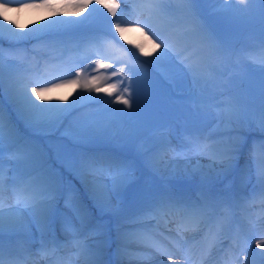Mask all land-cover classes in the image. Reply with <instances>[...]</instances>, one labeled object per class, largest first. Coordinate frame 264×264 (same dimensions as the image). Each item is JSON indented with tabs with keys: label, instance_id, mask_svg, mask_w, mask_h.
<instances>
[{
	"label": "rangeland",
	"instance_id": "obj_1",
	"mask_svg": "<svg viewBox=\"0 0 264 264\" xmlns=\"http://www.w3.org/2000/svg\"><path fill=\"white\" fill-rule=\"evenodd\" d=\"M179 1L185 4V0H167L173 15L162 17L147 10H141L143 1L139 3L134 1V5L129 6L126 4V0H115L118 5L117 18L115 19L121 22L122 27L126 28L121 36L115 32L114 18L104 7V3H96L95 0L79 15L75 14V9H63L58 4L55 12L33 8H20L17 11L20 3H30L31 0H9V11L6 15L8 20L15 21V24L18 25V27H14V31L29 33L42 25L62 20L85 21L84 24L87 25L88 21L97 19L101 28L96 30L102 29L105 31L103 33L109 34V37H105L97 32L94 36L86 37L83 42L81 41L82 37H79L78 39L82 43L80 47L82 54L78 56L76 51L72 50L69 55H62L63 63L57 66H55L57 62L52 60V57L58 58L61 52H51V56H53L48 61L50 65L46 69H42L41 76L31 71L34 67L33 64L25 65L27 61L25 58L26 49H36L43 54L49 51L46 44L51 46L60 43L61 40H65L73 46L71 40H73L75 30L59 34L46 32L39 39L30 36L27 39H17L12 42L5 34L2 43L5 89L0 94L3 96V109L5 111L6 108H9L13 117L17 119L16 121L21 125L24 124L27 131H32L35 134L33 136L35 142L25 151L42 155L51 168L60 175L63 182V190L54 205L51 219L45 221L35 217L27 212L22 203H18L17 192L11 186L13 175H18L22 171V168L12 158L11 154L14 151L8 150L3 153L4 183L3 190L0 192V207L3 209L17 207L26 213L24 221L14 219L3 228V233L6 235L3 238L17 246L19 251L23 252L24 257L37 255L39 262V248H37L40 243L39 238L47 241L53 237L52 230L47 229L50 222L56 221L59 229L62 230L61 222L65 217L75 219L72 209L66 206V196L69 192L75 194L80 207L87 213L88 229H84L85 237H88L89 229H99L94 238H88L90 251L92 253L95 250L96 254L101 252L106 245L112 235L111 230H118V228L125 230L124 225L130 220V217L126 215L122 219L118 217L117 212L120 207L123 206V209L128 213L140 211L143 207L142 203L146 204L148 200V205H150L149 198L150 200L155 199L159 192L157 187L161 184L171 186L173 180L186 181L189 178L205 183L209 181L214 185V192L221 190L224 193L220 195L231 201L235 196L230 185L236 175L238 187L244 193H249L246 195H250V191L264 193V186L262 188L259 186L257 176V169L262 157L258 151H253L254 142L261 138V133L256 126V119L261 102V85L264 83V74L257 75L252 72L253 69L259 68L256 60L264 59V56L260 55L264 54V12L260 11L264 6L252 5L254 11L248 15H241L216 11L223 5H194L192 7L198 10L196 22L202 26V28H194L191 12L188 11L189 6L180 9ZM104 2H108V0H104ZM224 3L232 7H245L248 0H245L244 4H241L240 0H224ZM133 8L137 9L135 13L132 11ZM187 13L190 14L185 16ZM169 17L174 21L180 19L179 23L175 25V29L170 26L163 27L162 22L166 23ZM137 20L142 23L137 25L135 23ZM145 24L148 26L145 27ZM0 25L5 29L13 27L2 18H0ZM149 28L158 34H163L173 49L172 57L161 59L155 65L150 62L156 61L164 49L155 47V44L160 41L152 35ZM46 39L50 41L47 43ZM110 41H113L114 45L108 48ZM258 41L262 43L255 44ZM119 43L122 47L119 46ZM141 48L143 51L140 50ZM243 51L244 55H242ZM128 55L143 64L141 70L131 73H134V76L142 74V78L139 79L140 83L147 85V88L141 86L139 112L132 117L123 118V123L118 124L111 133L89 137L84 141L90 145L89 142L95 144V140H98V144L106 145V148L97 150L101 153L96 156L127 161L131 165L127 175L123 177L115 191L111 190V177H104V182L109 184V189L114 194L116 193L118 200L116 208L107 210L102 203L97 202L94 196H89V192L92 191L91 184L79 174L73 165V159L79 153L87 150L72 144V142L77 143L80 121L86 115L97 113L108 107L129 111L122 103L112 102L115 100V95L119 93L109 95L105 91L96 92L93 90L89 92L84 86V82L91 77H99L97 83L101 88L124 80L126 77L117 70L126 67ZM102 57L105 58L106 64L114 65V67L98 68L94 61ZM80 58H82L81 61ZM260 70L264 72V66ZM113 72H117V74L113 75ZM9 73L13 76L21 75L35 79L41 87H50L51 84L58 85L51 87L50 91L41 93L44 103L59 104L64 107L61 101L56 103L54 96L62 93L61 89L66 90L70 87L78 88L81 94L91 93V97L96 99L87 100L83 105L77 106L79 109L72 115L68 114L69 116L58 121L29 117L18 112L9 99L7 88ZM77 73H79L78 77ZM76 79H79L81 83H63V81ZM119 87L122 90L124 85L120 84ZM228 98H231L239 106L241 112L246 114L247 119L238 126L236 132L232 133L234 140L243 141V143L234 165L226 170L219 159L210 158L203 147L207 142L202 138L215 128L218 106ZM50 99L53 102H48ZM105 102L112 103L106 104ZM37 103H41V101L37 100ZM6 114L4 113V115ZM6 123L8 120H5L4 129L5 144H8L11 141L8 138L9 127H6ZM197 137H201V139L198 141ZM222 138L225 137L219 135L215 137L217 140ZM43 142L49 143V145L42 146ZM16 146H20V143ZM133 146L136 147L134 154L139 152V147L140 149L144 148L142 154L137 156L142 161L141 164L117 154L114 150L119 149L121 152L127 153L132 151L130 148ZM161 149L163 150L161 151ZM10 151L11 153H9ZM158 151L159 155H156ZM89 152L92 154L91 149ZM192 158H197L202 164L190 170L182 169L168 175L162 169V164L166 160ZM206 163L211 167L205 166ZM213 165L215 167H212ZM126 190H133L134 194L131 195L133 199L130 197L125 202H121ZM191 191L193 192L192 188L187 190L189 194ZM249 201H251L250 198L247 200L243 198L239 206L247 205L251 208ZM27 223L29 226L26 228L23 224ZM65 241L68 247H73L72 250L76 249L70 234L66 233ZM64 252L69 253V251ZM5 254L7 257L6 249Z\"/></svg>",
	"mask_w": 264,
	"mask_h": 264
},
{
	"label": "snow or ice",
	"instance_id": "obj_2",
	"mask_svg": "<svg viewBox=\"0 0 264 264\" xmlns=\"http://www.w3.org/2000/svg\"><path fill=\"white\" fill-rule=\"evenodd\" d=\"M93 0H31L30 3H20L19 8H33V9H48L55 12L56 5L63 9H75L76 15H79L84 9H86ZM96 3H104V7L114 18L113 25L115 32L121 36L126 31L125 27H122L121 22L116 20L118 5L115 0H95ZM127 2V0H126ZM245 0H240L241 4H244ZM9 0H0V18L6 21L13 27H7L6 29L0 25V94L5 89V76L3 65V50L2 43L5 39V34L10 42L14 40H24L30 36L39 39L44 33H64L71 31L78 26L85 23V21H54L48 25H42L39 28L31 30L29 33H21L14 31V27H18L15 21L8 20L6 13L9 11ZM185 4L188 5V11L191 12L192 24L194 28H202L197 24L196 18L198 16V10L193 8L194 5L199 4H212L223 5L217 8L216 11L229 14L239 13L241 15H248L254 11L252 5L259 4L264 6V0H248L245 7H232L225 4L224 0H185ZM141 10H147L153 14L165 17L172 16L173 12L169 6L167 0H146ZM133 13L137 11L136 8L132 9ZM264 12V7L260 9ZM137 25L142 21L137 20ZM148 25L145 24V27ZM152 35L159 40V43L155 44L157 49L163 48L164 50L157 57L156 61H152V64H158L161 59L170 58L173 54V49L163 36L153 31ZM143 51V48L140 49ZM147 55V54H146ZM105 58H97L94 63L100 69H107L114 67V65L106 64ZM125 69L117 70L123 75ZM117 72H113L116 75ZM77 77L79 73L76 74ZM99 77H91L84 82V86L87 87L89 92L95 90L96 92L105 91L109 95L113 93H119L115 95V100L112 102H119L125 105L129 111L125 112L120 108H105L94 114L86 115L80 121V133L77 143L86 141L89 137L103 136L111 133L120 123H123V118L132 117L135 113H138L141 107V83L138 77L129 76L127 83L124 80L118 83L109 84L105 88H101L97 81ZM63 83H76L80 84L79 79L72 81H63ZM123 84L122 90L119 85ZM35 85V86H33ZM58 85L51 84L50 87H41L39 82L35 79H29L25 76L16 75L13 76L9 73L7 81L8 95L11 102L15 105L18 112L25 114L29 117H35L42 120H61L71 113L77 106L75 104L68 107H62L59 104L44 103V97L42 92L50 91L51 87ZM35 97V99H34ZM87 99H96L94 97H87ZM37 100L41 103H37ZM112 102H105L106 104ZM219 110L216 117V126L212 132L208 133L202 139L207 143L204 144V149L209 154L210 158L219 159L225 166V169H230L235 160L238 157V153L241 149L242 143L233 139L232 133L236 132L238 126L243 124L247 119L246 114L241 112L239 106L231 99H225L218 106ZM256 126L261 133V138L254 142L253 151L261 154L260 165L257 169L258 180L264 185V83L261 85V102L259 105ZM9 133L8 138L11 141L13 137L11 120H8ZM5 115L3 109V100L0 99V192L3 190L4 172H3V153L5 151ZM219 135L225 137L222 139H215ZM198 141L201 137L196 138ZM11 143L9 147H11ZM163 149H161L162 151ZM12 158L16 161L17 165L22 168V171L11 178V186L14 191L17 192V201L22 203L27 212L42 220L48 221L53 215L54 205L57 198L61 195L63 190V182L60 175L51 168L46 159L34 152L20 151L13 152ZM159 155V151L156 153ZM73 165L77 168L79 174L91 184V189L94 197L98 203H106L108 199L109 186L104 182V177H111V190L115 191L121 184L123 177L127 175L131 168V165L127 161L117 160L111 157L93 156L87 153H79L73 159ZM221 201L212 200L207 195L201 197L199 202L194 201H181L171 197L161 198L155 205H152L146 210L143 216L135 218L132 222L139 227H146V219L153 214H164L168 211H178L184 216H190L197 218L206 223L211 232L213 228L219 229L214 235L219 237L222 234L224 227L223 222L228 221L234 217V213L225 209L224 211H218ZM66 206L71 208L74 213V220L72 218L65 217L61 222L62 230L72 236L73 246L85 256L84 264H94L89 258L90 246L88 244V238H94L96 232L99 229H89L88 237H85L84 229H88V217L87 213L80 207L77 197L74 193L69 192L66 196ZM20 211L17 209H8L7 213L0 207V264H21L18 255L13 249H9L7 259L5 258V249L3 244V228L6 215L11 217L14 214H18ZM239 225L236 229L237 243L234 248L238 249V255L236 257L237 264H248L251 256L264 257V240L257 239L255 247L261 249L260 253L252 251L251 247H243L239 243ZM42 247L52 246V250H55L57 241L53 235L50 240H41ZM221 247L223 244L221 242ZM171 259V256H169ZM174 264V262H173Z\"/></svg>",
	"mask_w": 264,
	"mask_h": 264
},
{
	"label": "bare ground",
	"instance_id": "obj_3",
	"mask_svg": "<svg viewBox=\"0 0 264 264\" xmlns=\"http://www.w3.org/2000/svg\"><path fill=\"white\" fill-rule=\"evenodd\" d=\"M60 92L62 93L56 94L55 95L56 97L54 96V98L56 99V103L61 101L64 107H68L73 104L78 106L89 100L87 99V97L92 96L91 93L81 94L78 88L72 89L71 87L66 90L61 89ZM48 102H53V100L50 99ZM201 164L202 162H199L197 158L196 159L192 158L188 160L170 159V160H166L164 164H162L163 167L162 169L164 172H167L168 175L170 173H173L174 171L175 172L181 171L182 169L190 170L192 168H195V166L197 167V165H201ZM204 165L211 167V165H207V163ZM212 167L215 166L213 165ZM217 192H219L220 194L223 193L221 190H218ZM191 193L192 191L190 192V194L189 192L185 191L183 193V200L199 202L201 197L204 196L203 191H199L193 194ZM115 194L111 190H109L107 194L108 196L107 202L102 203L105 209L107 210L113 209L116 206L118 200ZM89 196H94L92 191L89 192ZM169 197L173 198V196H169ZM244 199L247 200L248 197H244ZM218 200L221 201L220 208L218 209V211H224L227 208V206H224L226 199L220 197ZM241 200H243V198ZM263 202L264 200L262 201V203L260 200L258 201L251 200L249 201L251 208L247 205H243V206L240 205V206H233L231 210L227 209L234 213V217L228 221L223 222L224 227L222 230V234L219 237H216L214 235V233L219 231V229L213 228L212 231L210 232L209 227L207 226L206 223L202 222L197 218L184 216L178 211L173 210V211L165 212L164 214H153L151 216L153 218L151 224L146 225V227L139 228L134 224H128L126 225L125 230L123 229L119 230L118 227H117L118 230L117 229L116 230L113 229V231L111 230L112 235L110 236L109 240H107L106 245L103 247L102 251L97 252V254L94 253L95 250L92 253L90 251L89 258L92 261H94V264H173V262L174 264H182V261L178 257H175L165 247L168 245V243L173 242L174 239L171 236L170 238H167L164 233L165 231L163 232L161 230V228H165L168 230L169 234L174 233L176 235L179 234V230L178 233L177 232L175 233L174 230H176V228H181L180 230H182V232L187 231V229L184 228L182 229L181 227L182 225L185 227L189 226V229L192 228L194 230V233L192 234L194 235L193 238L196 235L202 236L207 233L209 237H212L215 248L221 246V242L222 244L225 243L236 244L235 243L236 229H237V225H239L240 245L245 248L250 246L252 251H254L255 253H260L262 250L256 248L255 244L257 239L264 240ZM11 208L17 209V207H11ZM8 209L10 208L4 209L6 213ZM14 219L18 221L19 220L24 221L26 219V213L24 212V210L20 209L18 214H14L11 217H8L6 215L4 228L7 226V224H9V222H11ZM23 225L26 228L29 226L28 223ZM189 239L191 240L192 237H190ZM182 243L183 242H181V244ZM162 254H168L169 256H171V259H174L172 263H167L170 262L171 259H169V256ZM237 255H238V249L232 247V249H230L228 253L225 255V257L228 260L226 259L224 264H237L236 261ZM65 256L66 255L58 256L56 259L58 261L63 260L65 262L64 264H84L85 256L80 252H78L77 249H74L72 253H70V256L67 257L68 259L66 260H65ZM29 259L31 260V258ZM211 260L212 259H210V261ZM210 263L211 262L209 261L205 262V264H210ZM248 264H264V257L258 255L251 256L249 258Z\"/></svg>",
	"mask_w": 264,
	"mask_h": 264
},
{
	"label": "trees",
	"instance_id": "obj_4",
	"mask_svg": "<svg viewBox=\"0 0 264 264\" xmlns=\"http://www.w3.org/2000/svg\"><path fill=\"white\" fill-rule=\"evenodd\" d=\"M178 5H179L180 9L187 8V5L182 3V2H180V1L178 2ZM189 14L190 13H187L185 16H188ZM179 21H180V19H177V20L174 21V20H172V18L169 17V20L166 23L162 22V25H163V27H166V26L172 27V26L177 25V23H179ZM97 23H98L97 19H92V20L87 22V25L95 26V25H97ZM261 41L263 42V40H261ZM261 41L255 42V44L260 45L262 43ZM262 66H264V64L260 65L259 68H257V69H253L252 72H254L257 75H259V73H263L264 74V72L260 70ZM14 134H15L16 137L19 136L18 135V129H17L16 126H15V129H14ZM20 135L23 136V138H24L23 141L25 142L26 145H31V142H32L31 136H24L23 133H21Z\"/></svg>",
	"mask_w": 264,
	"mask_h": 264
}]
</instances>
